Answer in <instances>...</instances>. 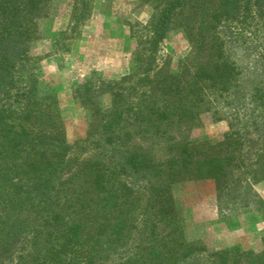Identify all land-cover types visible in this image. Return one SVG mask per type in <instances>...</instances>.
<instances>
[{
	"label": "trees",
	"instance_id": "16d2710c",
	"mask_svg": "<svg viewBox=\"0 0 264 264\" xmlns=\"http://www.w3.org/2000/svg\"><path fill=\"white\" fill-rule=\"evenodd\" d=\"M41 1L0 0V264H264V238L261 250L190 240L174 193L209 180L224 211L264 207L254 189L264 92H247L229 47L246 39L264 64V0H147L138 72L84 88L92 105L112 101L93 113L90 158L68 144L58 97L41 89ZM178 28L192 52L174 74L158 56ZM210 106L230 114L218 143L193 134Z\"/></svg>",
	"mask_w": 264,
	"mask_h": 264
},
{
	"label": "rangeland",
	"instance_id": "374dc122",
	"mask_svg": "<svg viewBox=\"0 0 264 264\" xmlns=\"http://www.w3.org/2000/svg\"><path fill=\"white\" fill-rule=\"evenodd\" d=\"M41 4V35L33 46V54L41 57V89L58 97L68 144L78 157L90 158L100 152L97 141L101 140L97 136L101 121L93 113L109 107L112 101L105 96L101 104L92 105L86 102L89 94L84 88L90 82V89L95 90L101 78L119 81L129 72H138L137 35L149 21L153 5L147 0H42ZM239 39L229 47L242 70L246 90L251 93L257 86L264 92V64L250 42ZM191 52L186 33L175 29L162 44L158 66L179 73ZM212 107L201 114L200 126L193 134L218 143L230 130V114L227 109L217 113ZM258 121L264 122L261 118ZM254 189L264 201V181ZM174 193L190 240H202L211 250L235 245L261 250L263 206L224 211L216 186L209 180L176 184Z\"/></svg>",
	"mask_w": 264,
	"mask_h": 264
}]
</instances>
